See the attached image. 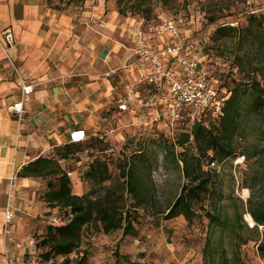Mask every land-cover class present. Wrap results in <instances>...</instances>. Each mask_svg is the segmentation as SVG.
<instances>
[{
	"label": "rangeland",
	"instance_id": "1",
	"mask_svg": "<svg viewBox=\"0 0 264 264\" xmlns=\"http://www.w3.org/2000/svg\"><path fill=\"white\" fill-rule=\"evenodd\" d=\"M242 1L150 0L151 6L146 8L149 10H145L148 14L142 17L139 14H121L129 6L125 2L119 5V0H41L45 6L44 16L47 18L44 17L35 31L40 38V46L38 49L32 48L30 54L36 63L39 62L38 67L44 66L45 76L36 78L38 84L35 86L56 85L68 79L79 81L81 87L83 84L89 85L93 55L98 57L103 49L106 53H111L110 65L111 69H115L124 52L123 45H127L130 30H144L167 19H175L183 22L184 31H190L188 35L191 42H203V45L198 44L203 55L204 47H207L205 69L217 81L220 93H228L237 84L245 83L248 76H252L244 59H234L245 57L248 47L240 49L234 39H214L212 35L221 24H233L235 21L242 23L251 13L264 21V0H245L247 8L244 9L241 4H237ZM18 12V9L14 11L15 18H19ZM61 17L67 21L63 29L48 26V21L53 19L58 22ZM213 17H218L216 23L208 24L207 19ZM20 31L23 35L25 30L21 27ZM64 36L65 47L70 43L75 45V54L69 63L63 62L59 51L54 49L57 39ZM23 52L20 45L16 56L10 52L21 77L18 67L22 64ZM2 54L3 52L0 53V84L17 83V74L10 66L7 69L8 61L3 59ZM62 68H67L68 71L59 75L58 71ZM99 77L101 76L98 75L97 78ZM114 77L111 76L114 84L111 101L99 115L95 136H88L62 162L67 171L72 173L71 192L73 195L83 196L96 188L82 179L83 172L94 158L106 162L108 166L110 179L103 186L123 189L124 180L119 176L120 168L124 161L132 162L136 155L141 154L137 151L142 150V155L154 159L151 177L155 189V205L164 208L174 201L181 187L187 183L169 156L168 147L172 144L170 127L163 119L159 123L149 124L150 118L154 116L148 109L139 111V104L129 103L127 94L130 91L126 90L125 84L119 85ZM41 80L46 82L40 83ZM130 95V98L136 96ZM141 100L144 102L145 97H141ZM119 101H127V112L120 113L117 110ZM139 112H144L146 116L142 122L134 120L140 116ZM215 120L216 116L210 114L204 125ZM189 127L187 123L175 126L174 142L182 134H186ZM238 136L239 151L244 153L239 154V157L244 156V162L235 166L234 158L221 166L216 178L217 195L213 202L205 201L203 208L197 207L200 219H194L190 224L182 217L165 221L162 216L153 215L144 209L132 210L135 236L122 237V231L103 234L100 228L88 227L83 232L79 249L69 256L68 264H224L225 261L228 264H264L257 251L258 243L264 242V227H259L255 233L243 223L240 216L244 201L238 196L240 188L248 189L247 201L252 200L254 206L264 203V114L245 110ZM177 151L181 150L177 148ZM75 160H79V163L75 164ZM205 166L206 161L203 169ZM74 181L81 187L78 193L75 191ZM39 182V186L25 195L29 201V209L17 212L24 224L20 243L29 251L26 252L24 262L62 264L64 259L60 257L44 262L40 256L41 250L36 246V238L46 232L51 217L65 215L57 207L47 206L43 202L41 197L46 191L47 181ZM114 200H118L120 210L130 209V199L125 191H122L121 198L115 195ZM202 209L211 211L217 217L213 224L204 217ZM250 224L253 225L251 220ZM116 252L120 256L118 262L115 261Z\"/></svg>",
	"mask_w": 264,
	"mask_h": 264
},
{
	"label": "trees",
	"instance_id": "2",
	"mask_svg": "<svg viewBox=\"0 0 264 264\" xmlns=\"http://www.w3.org/2000/svg\"><path fill=\"white\" fill-rule=\"evenodd\" d=\"M123 2L129 9L121 14H139L145 17L148 14L145 10H149L146 8L151 6L150 0H119V5ZM237 4H241L243 9L247 8L244 5L245 0ZM251 14L243 19L242 23L232 22L237 23L236 27H231V23L221 24L215 29L212 38L234 39L240 49L247 46L248 53L245 57L234 59L240 61L244 59L252 76H248L245 83L237 84L228 93L221 94L217 81L207 71L208 80L213 87V105L197 113L194 120L190 118V110L182 112L180 119L169 128L172 140L168 147L169 156L180 170L183 179L187 181L171 204L164 208L155 205V189L151 177L154 159L142 155V150L137 151L141 154L136 155L132 162L124 161L120 168L119 176L124 180L123 189L103 186L110 179L108 166L106 162L94 158L87 165L82 179L96 188L83 196L72 194L71 180L67 176L70 172L61 164L85 141L67 144L57 152L56 158L40 157L21 170L19 173L21 178L47 181L46 191L41 197L43 202L47 206L57 207L65 214L54 216L58 220V225H49L46 232L36 238V246L41 250L40 256L44 262L60 257L64 259L62 264H68L69 256L79 249L83 232L88 227L100 228L103 234L120 230L122 237L135 236L132 210L144 209L153 215L162 216L165 221L182 217L188 224L194 219L201 218L197 214V207L203 208L205 201L213 202L217 195L216 178L219 172L207 169L208 163L214 162L221 167L227 160L236 159L239 154H244L242 150L239 151L237 143L242 129L243 113L249 110L264 114V21ZM217 20L218 17L208 18L207 23L213 25ZM181 23L183 26V22ZM189 32L185 31V36L191 41ZM205 52L206 46L204 55L207 57ZM210 114L216 116V120L205 126L204 123ZM185 123L190 125L188 132L174 142V127ZM177 148L181 151L178 152ZM78 163L79 160H75V164ZM122 191H125L130 199V209L124 211L120 210L118 200H114L115 195L121 198ZM245 207L254 225L250 230L257 233L259 227H264V203L254 206L252 200H248L240 216L242 221ZM202 212L210 224L215 222L217 217L212 215L211 211L202 209ZM243 223L245 224L244 221ZM209 242L208 240V245ZM257 251L259 257L264 260V242L258 243ZM119 259L120 256L116 252L115 261L118 262ZM224 264L228 263L225 261Z\"/></svg>",
	"mask_w": 264,
	"mask_h": 264
},
{
	"label": "crops",
	"instance_id": "3",
	"mask_svg": "<svg viewBox=\"0 0 264 264\" xmlns=\"http://www.w3.org/2000/svg\"><path fill=\"white\" fill-rule=\"evenodd\" d=\"M16 9L19 10V18L14 16ZM44 15L45 6L42 5L41 0H0V41L3 40L4 31L11 32L14 41L12 55L16 56L19 45L24 50L22 64L18 70L28 84L33 86L30 99L23 106V114L18 117L9 111V108L20 100L18 82L0 84V264H5L6 255L16 262H22L26 252H29L24 244L20 243L22 242L20 239L23 238L24 224L17 212L29 209V201L25 195L39 186L40 182L35 179L21 178L19 173L25 166L40 157L56 158L57 152L70 144L71 134L75 132L83 134V141L90 135L95 136L100 120L99 115L107 106L106 104L110 103L114 90L111 76L117 78L119 85L125 84L130 94L136 95L130 98L131 95L127 94L129 103L139 104V111L148 109L147 111L154 116L150 118L149 124L163 119H155L162 114V106L155 87L145 84L137 85L135 71L121 69V66L131 58V49L137 31H129L127 45L121 47L124 52L115 69H111V53H106V50L103 49L98 57L92 56L89 85L83 84L81 87L79 81L68 79L56 85L35 86L38 84L35 79L44 77L45 69L43 65L37 66L39 62L36 63L30 53L32 48L38 49L40 46H38L40 38L35 31L41 21L47 18ZM66 24L64 17H61L58 22L53 19L48 21V26L51 28L63 29ZM21 27L25 30L23 35L20 34ZM64 38L65 36L57 39L54 49L59 51L63 62L69 63L75 54V45L70 43L65 47ZM36 41L37 43H34ZM147 42L154 50L161 47V43L157 40L148 39ZM0 53H2L1 50ZM3 59L6 60L4 55ZM9 68L7 64V69ZM67 71V68H62L58 74L63 75ZM98 75L101 77L97 78ZM44 82L46 81H40V83ZM143 96L144 102L141 100ZM120 102L123 101H119L118 105ZM123 103L126 105L125 111L119 110L117 105L120 113L127 112V101ZM143 113L139 112L140 116L134 120L142 122V119L146 117ZM70 174L71 180L72 173ZM74 182H76L75 191L78 193L81 187L77 181ZM8 205L13 213V219L5 234L4 214Z\"/></svg>",
	"mask_w": 264,
	"mask_h": 264
},
{
	"label": "built area",
	"instance_id": "4",
	"mask_svg": "<svg viewBox=\"0 0 264 264\" xmlns=\"http://www.w3.org/2000/svg\"><path fill=\"white\" fill-rule=\"evenodd\" d=\"M230 26L236 27L237 23L230 24ZM148 39L159 41L161 47L154 50L148 44ZM199 43L188 40L181 21L167 19L160 24L148 26L144 30H137L131 49V58L121 66L122 70L135 71L137 85L145 84L155 87L162 106V114L155 119L163 118L170 128L176 120L180 119L182 112L190 110V118L194 120L197 113L213 105V87L208 80V73L204 64L206 58L202 54V50H199ZM200 44L203 45V42ZM13 48L14 41L11 32L4 31L3 40L0 41V49L12 71L17 74L20 89V100L11 106L9 111L20 117L23 114L24 104L29 101L33 92V86L17 73L10 56ZM118 109L125 111L126 105L120 102ZM70 140V144H76L83 141L84 137L81 132H75L71 134ZM243 162L244 157H237L234 160V165L237 166ZM206 168L218 172L221 169L214 162H209ZM70 175V173L67 174L68 177ZM12 180L14 179L12 178ZM238 196L246 206L249 190L240 188ZM242 218L249 228L254 227L250 224L252 218L246 207ZM12 219L13 213L8 205L4 214L5 234H7ZM50 225H58V220L54 216L50 219ZM5 260V264H31L24 261L16 262L7 255Z\"/></svg>",
	"mask_w": 264,
	"mask_h": 264
}]
</instances>
